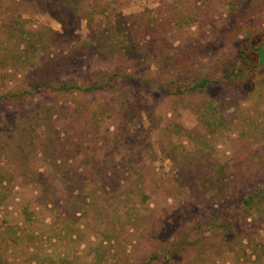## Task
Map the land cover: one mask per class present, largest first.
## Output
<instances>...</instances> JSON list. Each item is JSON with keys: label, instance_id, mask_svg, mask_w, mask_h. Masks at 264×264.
<instances>
[{"label": "rangeland", "instance_id": "1", "mask_svg": "<svg viewBox=\"0 0 264 264\" xmlns=\"http://www.w3.org/2000/svg\"><path fill=\"white\" fill-rule=\"evenodd\" d=\"M55 2L0 0V96L10 100L0 107L4 260L146 264L161 254L155 264H264V217L244 222L232 251L201 245L208 222L264 187V65L248 73L251 86L181 96L135 86L174 78L183 59L190 74L215 67L220 77L264 29V0ZM130 45L139 60L127 61ZM51 70L54 82L82 85L119 77L93 95H30L23 104L40 113L37 131L21 124L10 137L5 119L26 118L12 94Z\"/></svg>", "mask_w": 264, "mask_h": 264}, {"label": "trees", "instance_id": "2", "mask_svg": "<svg viewBox=\"0 0 264 264\" xmlns=\"http://www.w3.org/2000/svg\"><path fill=\"white\" fill-rule=\"evenodd\" d=\"M56 4L61 6H66L71 10L74 9V5L72 0H55ZM76 2V0H74ZM253 42L251 44V51L242 49L238 52L237 57L233 60L232 63L226 64L221 69L220 77L214 78L216 74L214 73L215 67L213 72L212 69L205 70V71H197L194 74H190L187 72L186 68V60L183 59L181 62V68L173 75L174 78L163 82V81H156L148 78L139 77L137 78V83L135 82V86L144 88V89H157L161 93L172 95V96H181L186 93H200L204 92L208 88L214 85L225 84L227 86H233L234 83L242 84V85H250L252 83L249 78H252L248 73L257 71L262 65H264V29L260 30L255 36H253ZM130 57L127 61L132 60H139V54L135 52V46L130 45L126 52ZM180 65V64H178ZM39 77V81L35 82L30 90H21L20 92H15L12 94V101L16 103V112L18 111H26V118L22 119L21 116H17V119L14 118L12 121L8 122V119H5L6 130L10 137L15 135V132H19L20 125L23 124L22 130L23 133L26 135H30L32 132L37 131L38 122V115L33 116L32 113L28 110V108H24L23 102H27V99L30 95H35L44 92H53V91H62L65 93H78L83 95H93L99 92H107L114 89V83L117 82L119 75L117 73L111 74L107 77L102 76V82L100 83H91L89 85H82L81 83L70 82L67 80H60V82H54V77H56L53 70L49 71V73H43ZM121 77L126 78V81L131 76H124ZM260 80L261 78L256 76ZM131 80V79H129ZM251 81V82H248ZM255 81H253L255 83ZM56 83V84H55ZM249 86V87H250ZM248 88V87H246ZM251 88V87H250ZM249 89V88H248ZM28 97V98H27ZM30 99V98H29ZM219 100V98H216ZM9 99H5L4 96H0V107L3 103L9 102ZM32 103L28 104V107ZM216 105L213 103L211 104L212 112L215 111ZM215 119V113H213ZM200 121L206 124L208 127L212 126L213 122L212 119H207L205 116H201ZM223 120V118L221 119ZM21 122V123H18ZM9 144L1 143L2 148H7ZM264 187H259L255 191L249 193L245 198L242 199L241 204L237 209L226 210L224 211L223 217L224 220L221 221V217L219 216L218 219L212 220L208 222V226L211 230L206 228V231H212L211 235L204 236L201 239V245L204 247L209 246H222V247H229L232 251L236 247V245H242V241H244V233L247 231L246 224L251 218L254 219L256 216L264 217ZM12 229V228H11ZM200 232L198 229L194 228L191 229V233L193 232ZM14 235H17V231L15 230L12 232ZM202 234V233H201ZM170 250L167 249L166 257H170L169 255ZM161 254H156L148 257L146 264H155L156 260L159 259ZM169 255V256H168ZM252 258V255H251ZM3 252L0 247V264L6 262L9 263V260H4ZM38 259V254L34 253V256L31 259H28L27 264H33V260ZM38 264H44L42 261L37 260ZM14 264H20L14 263Z\"/></svg>", "mask_w": 264, "mask_h": 264}]
</instances>
